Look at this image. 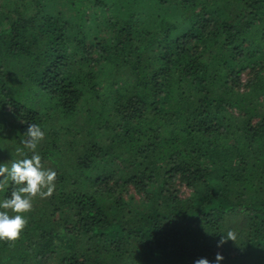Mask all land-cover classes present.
I'll return each instance as SVG.
<instances>
[{
  "label": "trees",
  "instance_id": "16d2710c",
  "mask_svg": "<svg viewBox=\"0 0 264 264\" xmlns=\"http://www.w3.org/2000/svg\"><path fill=\"white\" fill-rule=\"evenodd\" d=\"M114 1L91 0L89 41L0 0V163L31 155L35 123L56 172L0 264H264V0ZM55 109L68 123L45 126Z\"/></svg>",
  "mask_w": 264,
  "mask_h": 264
},
{
  "label": "clouds",
  "instance_id": "9594fccd",
  "mask_svg": "<svg viewBox=\"0 0 264 264\" xmlns=\"http://www.w3.org/2000/svg\"><path fill=\"white\" fill-rule=\"evenodd\" d=\"M25 133L21 143L31 155L21 153V158L12 160L10 165L0 163V180H7L14 189L0 200V240H16L27 224L24 214L32 209L33 197L49 196L55 187V170L42 167L41 156L36 151L38 142L44 137V131L35 123H29ZM225 234L226 238L234 239L231 230ZM224 239L225 237H221L217 246ZM221 260L223 256L217 253L213 260L199 257L192 264H220Z\"/></svg>",
  "mask_w": 264,
  "mask_h": 264
},
{
  "label": "rangeland",
  "instance_id": "374dc122",
  "mask_svg": "<svg viewBox=\"0 0 264 264\" xmlns=\"http://www.w3.org/2000/svg\"><path fill=\"white\" fill-rule=\"evenodd\" d=\"M132 1L135 4H137V6L140 8L147 9L148 6H152L151 4H149L148 0H132ZM108 2L111 3L112 7L115 9L121 7L118 4V2L114 0H108ZM41 3L43 4V6L45 7V9L48 11L49 14H53V13L63 14L66 18L73 21L75 24L79 26L78 30H83V31L85 30L87 34V38H86L87 40L89 39L90 41L91 39L100 38V34L97 32L96 26L98 25L97 23L98 16L99 15L101 16V10H96L95 8H93V4L91 0H41ZM75 4L76 6H74ZM111 5L108 4V6L104 8V10H106ZM122 6L124 10L128 9L129 1H123ZM246 77L247 75H243V81ZM78 111L79 109L72 112L70 115L63 114L62 118L71 117L72 120L70 121H72V123L80 122L78 121V119L80 118V115L77 114ZM64 122L68 123L66 120L61 119L59 117L57 110L55 109L54 112L49 113L48 120L45 123V126L47 125L50 126L55 125V127L64 126L63 125ZM47 133L44 134V137L42 139L43 143L45 141V138H49L47 136ZM40 143L41 141L38 142V144ZM190 191L191 190L188 189L187 187H181L180 195L187 196L190 194Z\"/></svg>",
  "mask_w": 264,
  "mask_h": 264
}]
</instances>
